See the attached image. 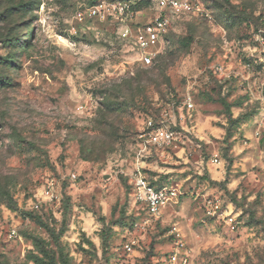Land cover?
I'll return each mask as SVG.
<instances>
[{"label": "rangeland", "instance_id": "1", "mask_svg": "<svg viewBox=\"0 0 264 264\" xmlns=\"http://www.w3.org/2000/svg\"><path fill=\"white\" fill-rule=\"evenodd\" d=\"M108 1L0 0V264H264V0H199L148 56ZM138 172L179 190L158 217Z\"/></svg>", "mask_w": 264, "mask_h": 264}, {"label": "built area", "instance_id": "2", "mask_svg": "<svg viewBox=\"0 0 264 264\" xmlns=\"http://www.w3.org/2000/svg\"><path fill=\"white\" fill-rule=\"evenodd\" d=\"M146 1L152 4V11L145 21L134 20L135 13L132 9L135 4L134 0H109L103 8L107 18L117 25L119 36L130 40L145 56L151 54V50L156 47L168 29L171 28L174 18L202 13L199 0ZM94 9L93 11L96 13L100 11ZM184 104L187 108H192L189 96L186 97ZM166 121V114H161V118L157 120L151 116L147 118L144 129L139 134L143 145L139 150L142 157L149 153L150 146L168 145L172 142L175 132L165 126ZM133 187L136 201L141 203L147 214L155 217H158L161 210L171 201L177 199L179 195V190L176 187L151 185L147 177L140 172L133 177ZM46 195H48V199L54 198V194L49 190H47ZM40 205L39 201H35L33 208L39 209ZM203 205L207 215L223 218L231 228L237 225L233 211L222 215L223 208L219 198L205 197L203 198ZM173 230L176 231V228L174 227ZM169 262L177 263V254L172 253L169 256ZM183 262L186 263V260L184 259Z\"/></svg>", "mask_w": 264, "mask_h": 264}, {"label": "trees", "instance_id": "3", "mask_svg": "<svg viewBox=\"0 0 264 264\" xmlns=\"http://www.w3.org/2000/svg\"><path fill=\"white\" fill-rule=\"evenodd\" d=\"M189 16H191V15H189ZM169 30V29H168ZM152 180V179H151ZM151 185H155L156 186V184L154 183V181L152 180L151 182Z\"/></svg>", "mask_w": 264, "mask_h": 264}]
</instances>
